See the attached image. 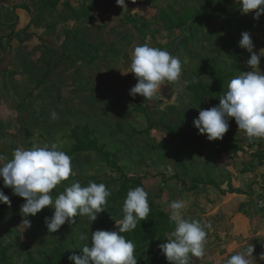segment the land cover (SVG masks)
I'll list each match as a JSON object with an SVG mask.
<instances>
[{
  "label": "rangeland",
  "instance_id": "rangeland-1",
  "mask_svg": "<svg viewBox=\"0 0 264 264\" xmlns=\"http://www.w3.org/2000/svg\"><path fill=\"white\" fill-rule=\"evenodd\" d=\"M144 1H148L143 5L146 14L142 16L144 19L136 17V23L131 22L133 18L130 12L133 14V11L126 7H118L114 14L122 19L119 24L115 22L114 17H111L115 22L112 25L115 24V27L111 26L107 29L102 26L99 30V23L96 22L97 26L96 24L92 26L95 20L92 17L90 22H86V28L83 30L74 28L70 36L64 32V29L54 28L53 31L42 29L43 41L35 39L37 41L33 40L29 45L23 44L18 47L16 54L20 62H13L14 67L11 66L10 73L5 74L3 70L0 71V155L10 159L16 148L30 149L45 144L49 146L55 144L60 151H71L75 143L71 137L72 132L77 127L87 125L94 132V138L104 146V151L113 154L114 157H110V161L115 159L126 178L142 179V187L148 193L149 207L154 203L159 209L170 213L171 202L182 199L186 205L183 210L184 218L201 221L194 215L198 212L203 214L206 211L205 205L211 207L209 204L213 203L220 193L207 183L200 185L198 191L187 190V187L192 185L191 177L199 174L204 181L210 179L224 185L226 181L231 182L232 177H227L223 170H217V166L229 163L234 168L240 166L243 169V165L251 168L250 163L254 165L257 163L251 155L264 150V146L261 149L256 143H249L244 132H238L233 118L229 121V129L233 130L237 139L245 140L244 152L237 156L214 154L212 161H208V151L211 149H204L200 153L202 151L200 146H203L204 142L201 140L198 142L195 133L198 129L192 123L198 118L200 109L218 105L215 104L213 97L197 105L186 87H183V91L179 90L184 81L188 82L194 78L195 70L203 57L206 60L216 59L220 68L233 74L225 81V92L232 78L240 72L251 70L246 63L250 53L239 46L227 47L228 29L216 28L219 27L218 24L226 25L232 10L239 8L235 0ZM168 6L173 8L175 14L196 7L201 19L192 25L195 40H189L188 46L184 42L175 55L182 62L180 84L162 85L157 96L145 102L139 95L135 98L129 95L130 89L137 83L134 74L123 75L121 71H128L134 48L145 43L141 39L138 41L140 37H145L146 42L153 47L169 52L175 51L173 39L180 33L171 35L167 27H165L166 32L162 31L163 25L156 19L158 15L162 19L164 12L171 14V10L167 9ZM219 7L224 8L225 13L221 12ZM205 14L211 15L208 20H218L215 22L217 24L205 23L203 20L207 17ZM247 16L253 19L254 13ZM35 17L32 16L33 22L36 21ZM130 19L131 21H128ZM174 20L177 21L175 18ZM255 21L256 27L249 30V33L254 51L258 54L260 49H264L260 47V42L264 43V24L261 23V17ZM139 22H145L149 26L143 35L134 27L135 25L139 31L143 30L146 25L140 26ZM243 25V30L240 32L232 30L231 35L241 39V34L247 32L245 31L247 25L245 23ZM199 26L201 27L197 28ZM151 30L158 33L155 39L151 38ZM183 36L185 37L186 33ZM24 37L23 40L27 39ZM25 41L29 42V40ZM90 44L92 47H89ZM93 45L98 46V49L96 50ZM195 48L197 52L194 53ZM227 50L230 54L226 53ZM201 54H203L202 58H200ZM259 67L264 72V57H261ZM202 78L204 84L214 86L211 78L207 76ZM137 104L145 110L146 115L136 108ZM52 111H55L59 117L55 121L50 119ZM164 126L178 129V133L183 138L179 139L178 134L168 132L163 128ZM183 141L194 144L187 145ZM71 166L72 175L68 181L62 182L53 190L51 195L54 198L74 181L87 186L90 182L107 185L109 181L118 180L119 184L110 183L108 189L111 191H118L120 184L123 183V179H120L121 175L105 163L102 155L74 156L71 158ZM186 168L188 174L185 173ZM259 170L261 169L255 171L256 175L262 173ZM235 174L233 188L237 183L241 184L242 180L240 173ZM258 175L256 178L261 180V185L264 186V180ZM0 190L5 195L9 192L10 200V203L6 204L8 219L0 228L2 232L0 244L9 243L12 246L7 256L11 257L13 264H28L27 251H31L32 257L39 261L41 258L39 252L42 249L49 250L53 246H67L64 255L77 253L85 244L90 245L92 232L117 230L113 219L100 220V213L93 223L87 217H81L74 224L66 223L59 231L50 233L45 225V217L52 215L51 208L43 209L35 217H28L31 227L27 228L26 225H22L23 217L20 214L21 205L25 203L23 198L14 195L11 188H5L2 180H0ZM262 194L263 192L260 191L258 209H261L264 202ZM123 203L124 201H119V204L123 205ZM111 206L113 204L108 207ZM108 207L106 204L104 212ZM8 227L13 231L11 237L3 232V229ZM81 234H86L88 240L82 241ZM140 257L143 262L138 261V264H150L153 256L143 252ZM136 259L138 260L137 257Z\"/></svg>",
  "mask_w": 264,
  "mask_h": 264
},
{
  "label": "clouds",
  "instance_id": "clouds-1",
  "mask_svg": "<svg viewBox=\"0 0 264 264\" xmlns=\"http://www.w3.org/2000/svg\"><path fill=\"white\" fill-rule=\"evenodd\" d=\"M117 6L127 7L126 0H116ZM243 15L254 13V19L264 16V0H235ZM239 47L250 53L247 66L251 69L240 72L227 84V91L219 98L218 106L200 109L198 118L193 121L200 135L208 141L223 140L229 131V121L234 118L238 132H244L249 142L264 140V72L260 70L264 49L257 54L249 32H243ZM182 62L179 57L167 50L151 46L149 43L137 45L130 57V68L123 75L134 74L137 83L129 95L144 98L145 102L157 96L162 85L180 84ZM184 81L180 87L187 86ZM58 114L52 111L50 119L57 120ZM6 161V162H3ZM0 180L5 188L23 198L20 214L22 225L31 227L28 217H35L45 208L53 209L50 217H45V225L50 233H55L66 223L74 224L75 217H87L92 223L98 214L105 211L110 190L103 183L90 182L82 186L72 182L55 198L54 189L72 175L71 157L57 149V145L33 146L30 149L16 148L11 158L0 155ZM0 202L10 203L9 197L0 190ZM185 201L177 199L169 205L170 223L174 230L160 244V250L168 264H195L193 257L205 254V245L211 225H202L198 220L184 218ZM123 218L115 220L117 230H97L91 233L90 245L85 244L82 255L73 254L69 260L74 264H138L135 245L126 239L124 233L133 231L138 222L146 220L150 213L148 193L143 187H135L127 192L123 203ZM82 241L88 240L81 234ZM255 248L250 244L244 252L232 255L226 264H253ZM264 260V253L260 255ZM256 260V259H255Z\"/></svg>",
  "mask_w": 264,
  "mask_h": 264
},
{
  "label": "crops",
  "instance_id": "crops-1",
  "mask_svg": "<svg viewBox=\"0 0 264 264\" xmlns=\"http://www.w3.org/2000/svg\"><path fill=\"white\" fill-rule=\"evenodd\" d=\"M126 4V8L133 11V14L130 12L133 20L128 21L134 23L136 17L143 18L142 16L146 14L139 0H126ZM118 7L116 0H0V71L3 70L5 74L10 73L11 66L14 67L13 62H20L16 54L18 47L23 44L29 45L35 39L43 41L42 29L50 31L54 28L64 29V32L70 36L74 28L79 30L86 28V22H90L92 17L96 20L93 21L92 26L95 24L97 26L99 23V30L102 26L107 29L111 26L115 27L116 25L112 24L115 22L120 24L122 19L114 14ZM137 14L139 16H136ZM32 16H36L35 22L32 21L34 20ZM111 17L115 18V22ZM142 24L146 23L141 22L140 26ZM134 27L139 32L138 27L135 25ZM24 36L27 39L23 40ZM140 39L147 43L143 37L138 41ZM262 153L263 157L264 151ZM255 160L256 165L250 163L251 168L243 165V169L240 166L234 168L229 163L221 162L217 170H223L227 177H232V181H226L224 185L212 180L211 184L207 183L214 186L220 196L218 195L211 204L207 202L211 207L205 205L206 211L203 214L193 208L198 212L194 216L201 220L199 222L202 225H211V229H206L208 237L205 254L200 258L193 257L195 264H226L228 258L244 252L250 244L255 248L253 256L256 260L253 259V264H264V260L259 258L264 253V213L257 206L260 191L264 196V186L261 185L262 181L256 178L258 174L255 173L256 170L261 169L259 171L262 173L258 177L264 180V159L261 160L262 164L258 159ZM233 171L242 175L241 184L237 183L235 188L232 187L236 177ZM224 186L226 188H223ZM230 187L233 188V192L228 191Z\"/></svg>",
  "mask_w": 264,
  "mask_h": 264
},
{
  "label": "trees",
  "instance_id": "trees-1",
  "mask_svg": "<svg viewBox=\"0 0 264 264\" xmlns=\"http://www.w3.org/2000/svg\"><path fill=\"white\" fill-rule=\"evenodd\" d=\"M141 5H144V0H139ZM196 7H193V9H184L181 13L175 14V11L171 6H168L167 9L171 10V14H166L164 17H160V15L156 16V20L158 23H162V31H165V27L168 28L169 34H176L180 33V35L175 37L173 39V47L175 45L176 49L174 52H171L173 55H176L179 51V47L186 42V46H188L189 40H195V33L192 29V25L197 20H200L201 14L196 12ZM221 12L225 13V9L222 7L218 8ZM165 11V10H163ZM192 12L194 14H192ZM239 15V16H237ZM204 21L207 24L216 25L215 23L218 20H208V17H211V15L205 14ZM254 17V16H253ZM174 18L177 20L175 21ZM227 24H218L219 27L216 26L218 29H228L227 33L229 34V39L227 42V47H238L239 41L241 39L235 38L231 35V31H237L240 32L244 29V23L247 25L245 27V31L250 32L249 30H253L256 27V19H250L247 15H243L239 9H233L230 15L227 19ZM235 23H234V21ZM246 20V21H245ZM161 21V22H159ZM261 23L264 24V16H261ZM144 25V24H142ZM143 27V30L139 31L141 35H143L144 31L149 28L147 24ZM148 26V28H147ZM201 26L197 27L200 28ZM151 38L155 39L157 31L151 30ZM186 33V36L184 37L183 34ZM143 40H145V37H143ZM176 42H178L176 44ZM260 47L264 48V43L260 42ZM94 46V45H93ZM89 47H92L91 44ZM96 47V46H94ZM258 48V47H257ZM98 49V46L96 47V50ZM173 50V48H171ZM170 49V50H171ZM227 49V48H225ZM164 50V49H162ZM197 52V48L194 49V53ZM226 53L230 54L229 50L226 51ZM196 56V55H195ZM203 57V54H201L200 58ZM199 58V59H200ZM237 66V65H235ZM233 74L228 73L225 71V69L220 68L219 64L217 63V60L214 58H210L208 60L204 59V57L201 59L199 67L195 70L194 78L188 80L186 89L188 92H190L193 96V100L195 104L199 105L201 102L205 101L207 98H215V104H219V98L222 96V94L226 90L225 81L229 79ZM204 76H207L213 80L214 86H207L208 84L203 83ZM136 108L142 112L145 113V110L140 106L136 105ZM146 115V113H145ZM193 125V123H192ZM164 129H167L169 132H173L175 134H178L179 139H182L183 136L180 135L178 132V129H172L171 127H163ZM77 130V131H76ZM74 132H72V139L74 140V145L71 149V151L65 152L68 154L71 158L78 155H86V154H95V155H102L103 160L107 165H109L112 170L117 171L121 178L123 179V183L120 184L119 190H113L111 191L109 188L110 183H118V180L109 181L106 185L107 189L110 190L111 196L107 198V207L110 204H113V206L108 207L106 212H102L100 214V220H120L123 218V212L122 208L123 205L119 204V201H124L127 196V192L130 189H134L135 187H142V179H128L126 176L122 173V170L117 165V162L115 159L110 161V157H114L112 153L104 151V146H101V144L97 141L96 138H94V132L90 129L89 126L84 125L83 127H77ZM198 142L201 140L204 142L203 146H200V149L203 152L204 149H211L208 151V161H212V157L214 154H217L218 156L221 154H227L232 156H237L239 153H243L244 149L246 148L244 145V141L242 139H237L235 133L233 130H230L225 134L223 140H217L213 143L208 142V139L206 135H200L199 131H195ZM93 136V137H92ZM248 142L249 140L246 139ZM187 145H193L194 143H187L183 141ZM249 143H256V146L263 149L264 146V140H257L256 142L252 141ZM259 150V149H258ZM264 150H260L256 154H254V158L259 160V163L262 164V159H264L263 154ZM185 173L188 174V169H185ZM176 177L178 176L175 175ZM264 177V176H263ZM96 178V177H95ZM192 178V185L191 187H187V190L191 191H197L198 187L200 185H204L206 183L211 184V180L208 179V181H204V179L199 175L196 174ZM119 179V180H120ZM165 181V180H163ZM119 184V183H118ZM228 191L233 192V188H229ZM225 193V192H224ZM9 195V192H6V196ZM7 206L5 203L0 202V228L6 223L8 219V212L6 211ZM261 212L264 213V209H260ZM169 215L170 213L164 212L162 209H159L156 207L154 203H151L150 206V213L146 217V220H141L138 222L136 228L133 231L124 233L123 235L126 237V239L131 240L135 245V256L138 258V261L141 263L143 262V259H141V255L143 252H148L149 254H152L153 257L150 259V264H168V261L166 257L162 254L160 250V244L164 243V239L166 236H169L170 233L174 230V224L170 223L169 221ZM81 216L75 217V222H77ZM3 232L6 236L11 237L13 234V231L8 227L3 229ZM2 233V232H0ZM2 235L0 234V237ZM156 247H159L158 249ZM83 248V247H82ZM82 248L77 253H72L70 255H64L65 250H67V246H53L51 249H42L39 254H41V258L39 261H36L32 257L31 251H27V259L26 263L28 264H70L72 261L69 260V256L73 254L82 255ZM156 248V249H155ZM12 249V246L9 243H1L0 244V264H13L11 257H8V252ZM159 252V253H158ZM158 254V255H157Z\"/></svg>",
  "mask_w": 264,
  "mask_h": 264
},
{
  "label": "built area",
  "instance_id": "built-area-1",
  "mask_svg": "<svg viewBox=\"0 0 264 264\" xmlns=\"http://www.w3.org/2000/svg\"><path fill=\"white\" fill-rule=\"evenodd\" d=\"M262 209H264V202H263V204H262V207H261Z\"/></svg>",
  "mask_w": 264,
  "mask_h": 264
}]
</instances>
